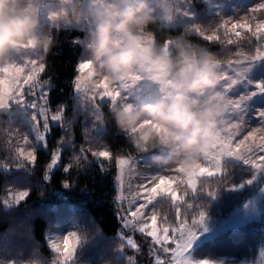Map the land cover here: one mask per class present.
<instances>
[{"label":"rangeland","instance_id":"1","mask_svg":"<svg viewBox=\"0 0 264 264\" xmlns=\"http://www.w3.org/2000/svg\"><path fill=\"white\" fill-rule=\"evenodd\" d=\"M262 2H264V0H189V3L183 5L181 0V2L175 5V7L187 10L190 13V17H182V14L178 12L175 21L172 23H166L159 19L161 24L167 27H181L186 31L195 32L186 29V27L197 24L202 30H204L203 35L218 33L219 39L211 42L223 44V50H225L228 55H232V59L220 61L221 67L224 71L230 61L239 59L232 68L240 66L242 72L241 75H237V77L241 80L246 78V81L236 86L232 96H249L253 92L257 93L255 96H252L250 100L246 101L244 105L246 124L248 126H243L239 135L235 137L233 141V143H235L240 139H243V137L248 135L249 132L254 133V135H250L249 138L244 141V145H241V151L244 150L245 145L255 146L264 143V125H260L259 121L256 119L257 113L264 111V93H260L255 87L257 83L264 84V60L255 61V64L251 65L250 71L245 76V66L249 63L246 56H255L257 52L258 41L255 39L254 34L256 32L257 23L259 21H264V10L258 8L259 4ZM90 3L91 0H84L82 10L85 13L87 12ZM252 6H256L258 9L254 13L248 11ZM55 10H57V6L52 4L51 0H44L39 10L42 29L49 31V28L51 27L64 26L60 22H51L48 19L49 11ZM225 21H227V23H224ZM233 22L250 24L252 32H246L242 28L232 29L231 25ZM222 23H224V27L220 26ZM75 27L86 29L88 33L90 30H94V25L85 21H82ZM226 29L227 35L225 34ZM235 31L241 32L239 38L234 36ZM195 33L198 34L197 32ZM259 35L264 36V33H260ZM198 36L203 38L200 34H198ZM145 37L150 38L154 43V39L149 33H146ZM228 37L232 38V44L226 43ZM169 50L172 53V43ZM260 52L264 53V47L260 48ZM38 53L40 56L39 63H43L41 55L45 52L39 51ZM31 55L35 57L36 52L34 51ZM84 60H86V54L81 62ZM15 62L21 63L19 60ZM5 66H7V64H2L0 65V68ZM31 68L32 65L28 64L25 67L24 73H16L15 70L11 68L8 74L0 72V80L5 81L3 85H0V107H3L4 105L5 97H7L9 93V86L11 85L14 87L17 80L24 79L25 74L28 73ZM227 70L229 74L232 73L231 69ZM88 72L92 73L91 77L88 76ZM41 74L42 73H39V80L41 83H46L45 88L47 90L48 108L51 112H56L58 109L62 108L64 110L63 119L59 122H50V127L46 132L45 140L41 141L37 139L38 132L34 128L30 119L33 114L32 109L28 106L32 101L31 96L26 97L27 102L22 105L12 103L9 108L0 109L3 113H8V122L6 126H0V169L4 170L7 175L6 185L3 194L0 196V204L7 209H18L31 194V187H35L30 178L35 164L34 166L28 164V162L19 155V150L23 149L25 154H27L32 147L35 149V154L39 148L47 150V140L51 132V126L59 125L63 132L62 138L59 142V148L57 149L62 154L60 163L54 168H50L48 165L47 168L51 172L61 166L64 157L69 159L70 164L74 165L78 163L79 161H76L73 157L80 153L81 148H88L91 146V150L95 151L107 149L103 145H97V141L101 139L98 137L99 134L95 137L87 138L86 140L82 137L81 142L76 141L77 133L73 128L71 120L76 122L77 119H79L80 116L78 115V112L76 113L77 117L72 119L66 114V105H63L56 110H53L50 107L49 90L52 85L49 81H41ZM81 75L83 77L81 81L82 85L85 86H87V81L89 79L97 80L101 78L93 69L85 70V73ZM118 83L119 82H110L109 86L115 87ZM25 87L27 86L25 85ZM131 91L133 93L131 96V103H136L137 95L146 103H152L153 101L150 99V96L153 93H158L159 86L152 84V82L142 81ZM81 96L83 95L76 91V97L80 98ZM227 115L228 123H234L235 113L229 112ZM97 128H100L101 131L105 129L99 123L97 124ZM257 128L260 130L257 131ZM40 131L43 132V128H41ZM25 136L29 138L28 141H25ZM153 153L158 154V152L138 153L136 156H127L126 158L136 160L139 157H150ZM257 155H264V153H260L259 150H257ZM116 159L117 157H114L111 153V159L105 160L107 166L105 170L111 169L112 164L117 169ZM92 161H96L99 166L103 163L101 160L92 156H90L86 163L90 165ZM200 163L203 164L204 162L201 161ZM256 163L261 165L264 164V161L257 159ZM176 167V164H155L153 161H151L150 167H144L140 164L123 166L122 179L124 181L123 194L125 196L124 210H127V201L131 200L133 196H137L135 204L141 202L137 193V187L144 183L145 177L153 173L165 176H175L176 183L174 186L179 195L184 199V203L179 205L181 208L180 220L186 222L191 227L192 219H199L198 212L201 210L206 212L208 218L206 221L208 231L204 232L193 246L194 260L207 259L212 261L213 264H264V173L256 174V180L253 181L252 184H248L246 181L250 179L254 173L243 167H236V172L238 171L240 175L235 176L236 179L235 182H233L234 176L232 177V175H230L231 173L229 172L230 170L228 167L224 170L225 174L223 176L218 175L211 178H196V191L193 193L191 188L186 189L184 185L187 184L189 175L193 174L196 169L192 167L185 168V172L183 173H173L169 171ZM243 174H245V176H243ZM208 179L213 180L209 181ZM157 182L158 177L153 181L152 185H149V187L154 186ZM234 184L237 185L235 190H229ZM241 184L243 187H240ZM114 186L116 188V183H114ZM65 189L70 191L71 194L74 191L69 184ZM20 192L27 193V196L17 202L15 197ZM80 192L84 193V195L87 194V192L83 190H80ZM208 192H215L216 199L212 200L211 197L208 196ZM232 192H241L244 196H233ZM58 193L59 192H57V194ZM189 203L193 205L192 209L187 208V204ZM135 204H133V207H135ZM165 204L160 206L158 227L160 229L165 226L174 228L179 223L176 211L171 206L170 201L165 202ZM68 205L65 206V208H60L58 223L55 216L52 215V209L50 210L49 207L43 206L35 211L27 208L19 209L22 210V215L17 216L12 230L6 234H0V264H6L7 259L11 257L16 258V264H20L21 261L30 258L40 261V264H54L57 256L51 250L49 246L50 243L53 240L62 241L63 236L71 232H75L81 240L73 264H129V261L126 259L127 256L134 257L136 264H152L147 252L144 253L142 250V243H147L146 241L148 238L141 236L139 233L127 232L128 235H134L136 242L140 244L141 251L139 253H135L127 247L124 248V252L118 250L120 243H122L120 239V235L123 231L122 228L115 240L112 239L115 243L110 244L108 242V244L104 245L108 249L101 255L95 248L96 243L102 244L109 241V239H105V236L101 234L85 206L79 205L77 208V206H73V204ZM245 205L248 206L245 207ZM151 207L152 205H149V209L144 210L146 216L150 214ZM116 208L118 210L117 203ZM37 213L45 214L49 220H52L55 223L49 226L46 236L48 246L52 251L53 256L47 257L43 255L39 250L40 245H36L31 241L32 229L30 227V219L32 216L37 215ZM120 214L122 215L123 212ZM165 215L167 217V224L164 223ZM256 235H259L260 240L262 241L261 245H254L252 243L251 236L254 237ZM234 241L238 243L236 246L233 244ZM249 241H251V244H248ZM169 247L174 246L169 245ZM165 261L167 264V262L170 261V257L165 255Z\"/></svg>","mask_w":264,"mask_h":264},{"label":"clouds","instance_id":"2","mask_svg":"<svg viewBox=\"0 0 264 264\" xmlns=\"http://www.w3.org/2000/svg\"><path fill=\"white\" fill-rule=\"evenodd\" d=\"M43 2L0 0V65L33 51L51 50L53 38L39 18ZM51 2L57 6L48 13L51 22L65 27L82 21L94 25L84 42L86 62L102 79L115 83L141 73L154 84L174 82L176 90L158 102L110 108L117 128L128 134L137 152L164 153L153 163L184 169H196L211 155L224 127L221 106L213 99L224 72L220 60L206 48L187 43L183 34L172 40L175 55L145 42V34L158 24L160 15L175 21L179 9L171 0H91L86 13L84 0ZM231 71L241 75L242 69ZM37 261L30 258L20 264Z\"/></svg>","mask_w":264,"mask_h":264},{"label":"snow or ice","instance_id":"3","mask_svg":"<svg viewBox=\"0 0 264 264\" xmlns=\"http://www.w3.org/2000/svg\"><path fill=\"white\" fill-rule=\"evenodd\" d=\"M181 0H171L173 7ZM183 5L189 3V0H182ZM258 8L264 10V2L260 3ZM256 6H252L248 9L249 12L257 11ZM182 17H190V13L185 9H179ZM159 19L166 23H172L171 18L166 15H160ZM224 23H227L225 21ZM224 23L220 26L224 27ZM232 29L242 28L246 32L251 33L252 28L248 23H237L233 22L231 25ZM186 29L197 32L202 35L205 40L213 41L219 39L218 33H213L212 35H203V31L197 24L190 25ZM264 33V21H259L257 23L255 39L257 43V52L255 56H246L249 63L245 66V76L250 71L251 65L255 64V61L264 60V53L260 52V48L264 47V36L259 35ZM227 35V29L225 30ZM234 36L239 38L241 36L240 31H235ZM145 42H152L148 37H145ZM171 41L164 44L165 52H169ZM227 44H232L233 40L228 37L226 40ZM34 52V51H33ZM27 53L23 57H13L10 59L7 66L0 68V72L8 74L10 68L14 69L16 73H24L25 67L28 64L32 65V68L28 73L25 74V78L17 80L15 86H9V93L5 97V102L3 107L0 109L9 108L12 103L24 104L27 102L26 97L31 96L32 101L28 104L29 108L32 109V115L30 117L34 128L38 132L37 139L44 141L46 132L49 130L50 122H59L63 119V109H58L56 112H51L47 105V90L45 88L46 83H41L39 80V73L45 70V65L39 63L40 56L36 52L35 57ZM21 61V63H16L15 61ZM239 59L230 61L226 66L225 71L222 74V83L220 88L217 90L214 96V101L221 106L222 109V123L224 127L221 131L219 141L217 142L214 151L211 155L202 161L196 168V171L189 175L187 184L184 187L191 188L193 193L196 191V178L200 177H216L223 176L225 174V169L231 166L243 167L246 170L252 171L254 174L250 179L246 181L248 184H252L256 180V174L264 173V164L258 165L256 160L259 159L264 161V155H257V150L260 153H264V143L258 145H245L244 150L241 151V145H244V141L249 138L250 135L254 133L249 132L245 135L243 139L233 143L235 137H237L241 131V128L246 124L245 109L244 105L246 101L250 100L252 96L257 93L253 92L249 96L240 95L238 97H233L232 93L236 89L237 85L242 84L246 81L245 79H240L237 75L232 72L229 74L227 69H231ZM85 70H90L86 60L80 62L77 66V73L74 80V88L77 92L81 93L86 101L96 110L95 120L99 124H103L105 117L102 114L101 108L103 104H107L109 108L125 107L128 108L133 105H138L140 102H145L136 96V103H130L129 98L133 95L132 89L136 88L142 81L151 82V78L147 77L141 73H135L126 79H122L115 87H110V82L106 79H89L87 81V86L82 85V75ZM92 73L88 72V76L91 77ZM5 83L4 80H0V85ZM154 84V83H152ZM25 85L27 87H25ZM159 86L158 93H153L150 96L152 103L158 102L162 98H167L176 90V86L173 81H163L155 84ZM255 87L260 93H264V84L257 83ZM235 113V122L228 123V113ZM51 113V114H50ZM112 117V112L110 111ZM256 119L259 121L260 125H264V111L257 113ZM248 126V125H247ZM43 128V132L40 129ZM257 131L260 129L257 128ZM135 131V130H133ZM127 136L128 134L125 133ZM25 141H28V137H24ZM235 149V150H234ZM164 153H153L150 157H139L136 160H131L124 156H119L116 159V165L118 169V174L115 178L116 183V203L118 205L119 218L121 221L122 233L118 250L124 252V248L127 247L135 253L141 251V246L136 242L134 235H128L127 232L139 233L141 236H145L147 239V252L152 264H166L165 255L170 257V261L167 264H213L212 261L207 259L194 260L193 251L194 244L199 239V237L208 231L206 226L207 215L206 212L201 210L198 212L199 219H192L190 227L186 222L180 220L181 208L180 204L184 203L183 197H181L174 186L176 183L175 176H165L159 175L158 173L150 174L145 177L143 184L138 185L137 193L141 200L140 203L135 204L137 196H133L131 200L127 201V210L125 211V196H124V181L123 176V166L125 165H135L140 164L144 167H150L151 161L157 155H163ZM19 155L23 157L28 164H35L36 154L35 149L32 147L27 154H25L23 149L19 150ZM61 152L59 150L53 151L51 155V161L49 164L50 168H54L60 163ZM92 156L96 159L101 160V171L106 169L105 160L111 159V152L107 149L95 151L91 150V146L88 148H81L80 153L74 155L76 161H87L88 156ZM72 169V165L69 164L64 166V171L68 172ZM134 170V169H133ZM169 171L173 173H183L184 168L177 166ZM158 177V182L152 185L153 181ZM68 187V184H65ZM237 185H232L231 189L235 190ZM240 187H243L241 184ZM27 193L20 192L15 197V200L19 202L20 200L26 198ZM208 196L212 200L216 199L215 192H208ZM155 201V203H154ZM170 201L171 206L175 209L177 219L179 223L174 228H169L167 226L160 229L158 227V214L160 206L165 204V202ZM135 204V207H133ZM149 205H152L150 209V214L145 215L144 210L149 209ZM248 205H245L247 207ZM193 205L191 203L187 204L188 209H192ZM123 212L121 215L120 213ZM164 223L167 224V217H164ZM80 237L75 233L71 232L63 236L62 241L53 240L50 243L51 250L56 254L57 259L54 264H73L76 258V253L80 247ZM173 245L174 247H169ZM126 259L129 264H136L134 257L127 256ZM6 264H16V258L11 257L7 259Z\"/></svg>","mask_w":264,"mask_h":264},{"label":"trees","instance_id":"4","mask_svg":"<svg viewBox=\"0 0 264 264\" xmlns=\"http://www.w3.org/2000/svg\"><path fill=\"white\" fill-rule=\"evenodd\" d=\"M49 32L53 38V45L50 51L41 55V60L45 65V70L41 74V81H49L52 85L49 90L50 107L56 110L66 105V114L72 119L77 117L76 113L78 112L79 119L76 122L71 120L77 133V142H81L82 137L86 140L99 134L98 137L101 139L97 141V145L105 146L114 157L138 155L139 152L133 147L127 135L117 128L115 121L111 118L110 108L107 104H103L101 108L105 117L103 124H101L105 129L101 131L100 128H97L99 122L95 120V109L83 96L76 97L74 80L78 75L77 66L86 54L84 42L89 34L88 31L77 27L62 26L51 27ZM148 33L153 37L154 44L160 47H163L166 42L172 41L174 37L183 34L187 43L206 48L215 53L220 61L232 59V55H228L223 50V44L205 40L195 32L186 31L181 27L164 26L160 20L156 26H152L148 30ZM172 54L175 55L174 48ZM130 101L132 102L131 97L129 98ZM7 114L0 110V126H6ZM62 135L63 132L59 125L51 126L47 140L48 149L39 148L37 150L35 167L30 176L35 187H31L32 192L27 200L18 209H7L0 204V234L9 233L12 230L17 216L22 215V210L19 209L27 208L35 211L43 206L49 207L58 223L61 207L65 208L68 204H73L78 208L79 205H83L95 221L101 234L105 236V239H109L102 244L96 243L95 248L102 255L108 249L104 245L108 242L110 244L115 243L112 239L115 240L121 231L119 211L115 203L116 188L114 183L117 169L112 164L111 169L101 171V167L96 161H92L90 165L86 163L90 158L89 155L87 161L82 160L74 165L71 164L72 169L68 172L64 171V166L70 164L67 157L62 159V164L58 169L49 171L47 167L50 164L51 155L53 151L59 148ZM236 167H229L230 175L234 176L233 182H235V176L240 175L238 171L236 172ZM208 180L212 181L213 179ZM6 181V172L0 169V196L3 194ZM66 183L74 189L72 194L65 189ZM80 190L87 192V194L84 195ZM57 192L59 193L57 194ZM232 194L233 196H244L241 192H232ZM53 224L55 223L43 213H37L30 219L31 241L36 245L39 244V250L47 257L53 256L46 237L49 226ZM251 241L254 245H261L262 242L259 235L251 236ZM251 241L248 244H251ZM233 244L236 246L238 243L234 241ZM142 246L143 252L146 253L147 243H142Z\"/></svg>","mask_w":264,"mask_h":264}]
</instances>
